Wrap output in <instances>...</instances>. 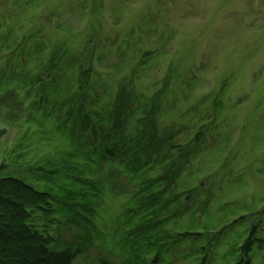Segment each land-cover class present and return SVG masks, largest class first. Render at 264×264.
Returning <instances> with one entry per match:
<instances>
[{
	"label": "rangeland",
	"instance_id": "374dc122",
	"mask_svg": "<svg viewBox=\"0 0 264 264\" xmlns=\"http://www.w3.org/2000/svg\"><path fill=\"white\" fill-rule=\"evenodd\" d=\"M146 52L158 55L139 73L140 93L152 99L175 72L163 125L180 129L182 145L196 125L209 133L176 188L205 183V193L164 232L207 236L142 251L129 238L137 218L125 213L133 185L105 162L86 222L61 212L49 223L50 248L81 246L74 264H239L257 228L250 264H264V0H0V179L63 200L75 189L66 159L78 158L63 108L74 64L92 69L105 97Z\"/></svg>",
	"mask_w": 264,
	"mask_h": 264
},
{
	"label": "trees",
	"instance_id": "16d2710c",
	"mask_svg": "<svg viewBox=\"0 0 264 264\" xmlns=\"http://www.w3.org/2000/svg\"><path fill=\"white\" fill-rule=\"evenodd\" d=\"M157 55L158 52H146L119 80L114 94L105 97L99 96L98 85L91 81L92 69L82 70L79 61L74 64L75 79L63 108L67 110L65 125L71 127V151L78 150L72 153L78 158L66 159L68 169L76 172L72 179L75 189L66 190L63 200H57L52 193L40 192L17 178L0 179V264H74L83 248L75 245H64L62 251L50 248L57 246L49 236V223L61 212L65 218L86 222L85 212L101 195L99 170L105 162L117 163V174L133 185L131 202L134 205L129 204L125 213L132 221L137 218V226L129 238L145 244L142 251L148 247L157 250L161 241L167 239L172 242H167L165 247L182 241L186 245L207 236L206 233L164 232V227L188 213L186 211L194 207V199L205 193L202 192L205 183L198 189L188 184L182 191L177 192L176 188L183 180L187 165L206 144L209 133L205 127L196 125L194 137L182 145L178 143L180 129L163 125L168 109L165 100L170 99L173 87L169 81L176 78L172 69L152 99L138 91L139 73L145 71ZM225 86L224 82L223 89ZM168 115L167 119L171 116ZM5 135L6 131L0 129V142ZM207 196L210 198L209 194ZM247 219L237 220L221 234ZM256 232L257 228L240 248L246 261L239 264H250V255L260 242ZM156 234L162 238H156ZM175 240L179 242H173Z\"/></svg>",
	"mask_w": 264,
	"mask_h": 264
}]
</instances>
